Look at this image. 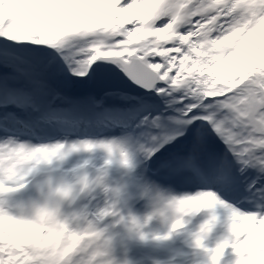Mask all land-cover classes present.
I'll return each instance as SVG.
<instances>
[{
	"label": "snow or ice",
	"instance_id": "obj_1",
	"mask_svg": "<svg viewBox=\"0 0 264 264\" xmlns=\"http://www.w3.org/2000/svg\"><path fill=\"white\" fill-rule=\"evenodd\" d=\"M114 137L132 187L198 186L264 254V0H0V264H68ZM48 175L77 181L66 225L38 218Z\"/></svg>",
	"mask_w": 264,
	"mask_h": 264
},
{
	"label": "clouds",
	"instance_id": "obj_2",
	"mask_svg": "<svg viewBox=\"0 0 264 264\" xmlns=\"http://www.w3.org/2000/svg\"><path fill=\"white\" fill-rule=\"evenodd\" d=\"M113 145L110 151L101 150L100 163L96 164L89 158V164L97 171H85L82 174L88 177V183L83 185L75 199L86 193L99 192L104 197L107 213L101 216L99 222L87 218L85 214L83 224L73 231L79 232V236L69 239L72 243L66 245L65 254L72 253L68 257V264H136L127 254V242L129 240L145 241L146 239L165 240L178 230L184 229L190 222V218L208 210L209 214L195 230L189 232L191 245L200 249L206 256V264H220L225 248L230 247L234 255L231 264H264V254L256 252L244 241L233 242V238L242 234L239 219L225 210L226 235L217 241L214 246L206 244L209 234L218 222L215 212L216 205L209 204L212 196L197 194L177 193L168 187L155 182L145 181L130 190L128 175L131 171L132 149L122 138H110ZM103 168V172L99 170ZM44 181L49 185V192L37 210H43L46 215L39 216L43 222L51 220L55 224L66 225L67 217L64 215L65 204L69 206L73 200L69 199L71 192L60 191L63 184H75L77 181H57L55 176H45ZM211 191V190H208ZM141 199L145 201V212L138 214L133 210L130 201ZM189 218V219H186ZM105 219L107 222H104ZM159 221L163 232H151L148 225L151 221ZM120 227V231L114 229ZM87 237L85 240L84 238ZM247 240V238H246ZM117 245L120 252L117 254ZM241 246L243 252L240 251ZM63 259V257H61ZM151 264H174V259L167 260L151 258Z\"/></svg>",
	"mask_w": 264,
	"mask_h": 264
},
{
	"label": "rangeland",
	"instance_id": "obj_3",
	"mask_svg": "<svg viewBox=\"0 0 264 264\" xmlns=\"http://www.w3.org/2000/svg\"><path fill=\"white\" fill-rule=\"evenodd\" d=\"M130 190L135 191V188L130 185ZM194 192L195 191L188 193ZM130 204L134 211L139 209L146 210L144 200L134 199L130 201ZM215 212L219 219L206 240V244L209 247L214 246L217 241L222 239L227 234L225 226V209L217 206L215 208ZM208 214V210H202L195 216L191 217L190 222L187 225L198 226L201 221L207 218ZM114 230L120 231L121 229L117 226ZM163 231L164 229L160 225L158 232ZM179 240L173 239L172 235L165 240H154L151 238L150 240H145L143 242L138 240H129L127 242V254L134 262H136V264H151V258L153 257L161 260H167L169 257H172L174 259V264H206L205 254L202 250L194 248L191 245L190 238L188 236H183V238L180 241ZM119 252L120 248L119 245H117V254H119ZM233 259L234 255L231 248H225L220 264H231Z\"/></svg>",
	"mask_w": 264,
	"mask_h": 264
},
{
	"label": "bare ground",
	"instance_id": "obj_4",
	"mask_svg": "<svg viewBox=\"0 0 264 264\" xmlns=\"http://www.w3.org/2000/svg\"><path fill=\"white\" fill-rule=\"evenodd\" d=\"M144 211L145 210H143V209H139L136 212L138 214H143ZM159 228H160L159 221L153 220L148 225V229L147 230H149L151 232H158ZM192 230H194V229H192L191 225H186L184 229L178 230L177 232L173 233V236L177 237V238H180L182 235H184V236L189 235V232L192 231ZM146 240H150V238L146 239Z\"/></svg>",
	"mask_w": 264,
	"mask_h": 264
}]
</instances>
